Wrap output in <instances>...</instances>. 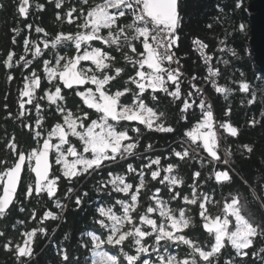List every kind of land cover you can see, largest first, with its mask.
<instances>
[{"label": "snow or ice", "instance_id": "6c2138e0", "mask_svg": "<svg viewBox=\"0 0 264 264\" xmlns=\"http://www.w3.org/2000/svg\"><path fill=\"white\" fill-rule=\"evenodd\" d=\"M48 3L56 20H66L67 28L49 33L29 21L23 36L20 29L13 28V37L20 36V40L13 38L11 43H19L25 55L11 51L0 59L5 69H21L17 83L22 84L19 100L6 104L3 115L19 120L21 130L26 129L23 144L4 130L11 142L4 140L7 151L0 155V248L12 255L14 264H31L37 230L26 232L22 244L15 243L14 237L10 238L14 213L56 197L61 180L71 183L81 176L98 175L94 192L107 202L96 206L93 227L84 233L87 239L78 242L90 250V258L83 264H245L250 256H258L264 264V221L255 222L246 215L252 202L259 203L264 212V187L243 181L249 193L236 189L231 170L223 168L233 153L230 149L223 155L219 152L224 134L238 137L240 131L231 122H220L217 127L213 104L192 100L191 86L182 94L183 72L172 67L180 65L174 51L179 47L182 27L179 0H99L95 4L69 0L64 16L55 10L64 9L65 0ZM241 6L237 0L236 8ZM30 7V0H20L16 14L29 20ZM44 7L38 2L33 15L38 16ZM5 8L0 3V9ZM33 28L48 39L42 44L33 41ZM238 28L243 32L245 26L241 23ZM192 43L206 66L209 98L213 103L216 94L229 99L236 89L218 83L217 78L226 82L227 77L206 54L209 45L200 39ZM14 78L7 75L8 82ZM238 91L249 93V84L241 82ZM165 100V110L161 111ZM168 104L176 109L180 120H197L190 130L182 131L181 144L188 147L173 149L172 155L184 161L190 158L189 148L206 152L211 167L203 181L201 172L195 171L186 183L177 171L178 163L161 166L160 158H148L144 163L148 172L139 165L133 167L141 155L137 151L140 126L160 134L175 132L167 123ZM222 116L230 117L231 109ZM251 123L255 125V119ZM243 148L249 153L253 150L246 144ZM145 175L157 182L154 192L142 194ZM74 190L68 187L63 195L67 198ZM88 196L83 191L73 198L75 210L84 206ZM54 203L61 211L66 208L59 198ZM29 215L35 218L33 213ZM59 218L51 211L42 213L43 220ZM197 222L205 241L190 231ZM38 231L48 235L44 227ZM63 239L69 240V235ZM181 246L183 254H172ZM225 255L229 259L222 261ZM61 264L81 262L64 251Z\"/></svg>", "mask_w": 264, "mask_h": 264}, {"label": "trees", "instance_id": "16d2710c", "mask_svg": "<svg viewBox=\"0 0 264 264\" xmlns=\"http://www.w3.org/2000/svg\"><path fill=\"white\" fill-rule=\"evenodd\" d=\"M252 1L241 0L242 6L236 8L237 0H179L182 27L179 29V47L174 49L186 76L194 78L197 84L205 88L210 97L211 92L209 91L210 85L207 80L206 66L197 52L192 49L194 39L204 41L209 45L208 49L213 55L216 66L227 77L226 82L219 80V83L222 85L226 83L236 89L234 94L227 100H224L220 94H216L215 103L211 99L209 100L213 104L214 114L217 117V127L220 122H231L240 131L238 137H230L226 133L224 134V146L230 149L233 155L230 158V163L223 166V168L231 170L236 189L244 194L249 193L250 189L243 181H247L249 185L260 184L261 187H264V184L261 183L264 179V115H261V113H264V75L258 72L249 48L252 39V22H250L251 16L248 8ZM19 2L20 0H0V3L6 6L5 9H0V59L11 51L16 52L18 56L21 55L22 46L19 43L15 45L11 43L13 38L17 41L20 40V36L13 37V28L20 29L21 36L25 35L26 29L24 26L29 21H32L34 26H43L49 33H53L62 27L67 28L65 19L56 20L53 16V7L51 3H48V0H32L31 5L33 7L29 14V20H25L16 14V6ZM38 2L44 3L45 7L36 16L33 13L35 11L34 6ZM68 2L69 0H65L64 9H56L55 11L64 16ZM97 2L99 0H89L90 4ZM220 9H223V11L221 12ZM218 13L219 15H217ZM241 23L245 26L243 32L238 28ZM208 25H211V27H208ZM41 36L44 35L41 33ZM222 41L223 43H221ZM97 46L103 47L98 42ZM228 49H232L235 55ZM47 55L51 56V52H48ZM224 61H228V63L225 64ZM20 71V68L5 69L0 64V133H4L0 135V155L5 154L7 151L3 147L4 140L9 139L7 133L4 132L5 129L12 136H15L21 144L25 143L26 140L24 136L26 129L21 130L18 121H7L3 115L4 106L15 103L13 94L18 88L22 87V84L17 83V79L21 78ZM9 74L16 78L8 82L7 75ZM241 82L249 84V93L238 91ZM186 86H190V84L186 80L181 81L182 94ZM191 88L190 91L193 93L191 99L197 100V94ZM160 95L163 96L164 94L161 93ZM253 97H255L254 102L249 103V100ZM167 100H171V97H168ZM167 100L160 104L161 111L165 110ZM229 108L231 109V116L223 117L222 113ZM11 109L10 111H12ZM166 111L168 113L167 123L174 126L175 132L160 134L147 131L143 126H140L141 139L137 151L141 155L133 161V167L139 165L140 170L148 172L150 170L144 169V163H147L148 158H160L161 166H166L168 163H178L180 167L177 171L186 183L194 177L195 171L201 172L200 180L203 181L205 176L209 174L211 167L207 163L209 158L204 151L199 149L194 151L193 148H189L190 158H185L184 161L172 155L173 149L181 150L182 146L188 147L186 144H181L184 139L182 131L187 132L190 130V126H194L197 122L196 118L193 117L190 121L180 120L179 114L171 104L167 105ZM253 119L256 121L255 125L251 123ZM132 135L135 136V134ZM9 142H11L10 139ZM148 144L152 145L151 149H148ZM245 144L252 147L251 153L243 148ZM141 157L143 163H141ZM128 175L136 174L130 173ZM99 179L98 175H85L71 183L61 180L56 197L47 200L46 203L41 201L39 205H32L23 212L17 210L14 213L15 220L12 222V236L10 238L14 237L15 243L22 244L27 239L26 232L37 230L31 264H61L64 251H68L70 256L75 260H79L81 264L89 260L90 250L85 249L78 242L87 239L84 233L93 227L92 216L96 206L101 205L102 202H107L102 195L94 192V186L98 184ZM145 181V189L141 190L142 194L147 190L154 192L157 182L150 181L147 175H145ZM136 186H138V180ZM68 187H73L76 190L66 198L63 194L67 192ZM83 191H87L89 196L84 198V206L79 210H75L76 206L73 203V198ZM160 195L163 197V192ZM57 198L60 199L62 204L66 205L63 211L55 207L54 202ZM28 203V201H25V204ZM17 207L19 209L21 206ZM139 210L137 209V211ZM47 211L57 214L60 218L58 220H43L42 213ZM29 212L34 214V219L29 215ZM246 215L255 222L264 221V212L261 211V205L257 202L248 204ZM2 223L3 221H0V224ZM261 226L264 227V224ZM40 227L47 229V236L39 233L38 229ZM190 231L200 234L198 236L199 240H206V235L201 233L198 222L197 227L190 229ZM65 234L69 235L67 241L63 239ZM205 247L207 248V245ZM183 248L184 246H181L180 250L173 249L172 254H183ZM224 251L229 250L225 249ZM248 251L251 252L252 249ZM228 259L227 255L222 257V261ZM0 264H14L12 255L4 251L3 248H0ZM245 264H260L259 257L250 256L246 258Z\"/></svg>", "mask_w": 264, "mask_h": 264}, {"label": "water", "instance_id": "95a60500", "mask_svg": "<svg viewBox=\"0 0 264 264\" xmlns=\"http://www.w3.org/2000/svg\"><path fill=\"white\" fill-rule=\"evenodd\" d=\"M248 9L252 22L249 48L258 72L264 75V0H253Z\"/></svg>", "mask_w": 264, "mask_h": 264}, {"label": "built area", "instance_id": "2783aa9c", "mask_svg": "<svg viewBox=\"0 0 264 264\" xmlns=\"http://www.w3.org/2000/svg\"><path fill=\"white\" fill-rule=\"evenodd\" d=\"M203 42H204V41H203ZM204 43H205V42H204ZM192 49H193L194 51H196V49H195V45H194V44H193V48H192ZM196 52H197V54L200 56L199 52H198V51H196ZM206 54L211 55V56L213 57V55L209 52V49L206 50ZM201 60H202V62H203L202 57H201ZM214 66L217 67L216 64H215V62H214ZM172 67H173V68H176V67H180V68H181L180 65H175V64L172 65ZM217 68H218V67H217ZM181 71L183 72V75L180 77V81L183 82L184 80H186V81L190 84V86L192 87L191 89H193L194 92L197 94V100L203 99V100L208 101V103L211 104V101L209 100L210 98H209V96H208V94H207L205 88H203L201 85L197 84V82L195 81L194 78H190V77L186 76V74H185V72L182 70V68H181ZM217 81H218V83H219V78H217ZM197 89H199V93L197 92ZM201 94H202V95H201Z\"/></svg>", "mask_w": 264, "mask_h": 264}, {"label": "flooded vegetation", "instance_id": "af4514ba", "mask_svg": "<svg viewBox=\"0 0 264 264\" xmlns=\"http://www.w3.org/2000/svg\"><path fill=\"white\" fill-rule=\"evenodd\" d=\"M31 4H32V0H31ZM31 9H32V7H30L29 8V14H30V12H31ZM31 38H32V40L33 41H35V42H38V43H43V41L44 40H46L47 39V37H45V36H41V34H36L35 32H34V28H33V31H32V34H31ZM46 54H48V52L46 53ZM21 55H25L24 53H23V50H21ZM28 58H31V56H28ZM40 59H43V57H41ZM37 71L39 72L40 71V69H37ZM19 89V88H18ZM18 89L16 90V92H15V94H13L15 97V99H14V102L16 103V101H18L19 100V95H18ZM14 103V104H15ZM16 107H18V104H16ZM28 107H31V106H28ZM11 109V108H10ZM10 109H8L7 111H9V112H13V109H11L12 111H10ZM4 111H5V108H4ZM4 119L5 120H7V121H18L19 122V125H20V121L19 120H16V119H11V120H9L8 119V117H5L4 116ZM29 123H34L33 121H29ZM56 166H54V168H55Z\"/></svg>", "mask_w": 264, "mask_h": 264}, {"label": "rangeland", "instance_id": "374dc122", "mask_svg": "<svg viewBox=\"0 0 264 264\" xmlns=\"http://www.w3.org/2000/svg\"><path fill=\"white\" fill-rule=\"evenodd\" d=\"M217 135H218V137L220 136V132L219 131H218ZM223 138H224V136H223ZM223 138L220 139V148H219V152L222 155L227 150V148H225V146H224V139Z\"/></svg>", "mask_w": 264, "mask_h": 264}]
</instances>
